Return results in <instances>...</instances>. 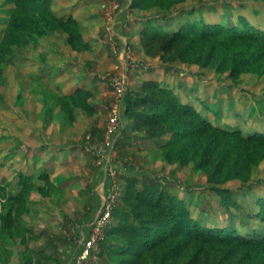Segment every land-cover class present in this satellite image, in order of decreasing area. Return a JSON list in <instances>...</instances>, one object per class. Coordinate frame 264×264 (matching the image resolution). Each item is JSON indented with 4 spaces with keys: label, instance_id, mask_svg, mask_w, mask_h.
<instances>
[{
    "label": "rangeland",
    "instance_id": "obj_1",
    "mask_svg": "<svg viewBox=\"0 0 264 264\" xmlns=\"http://www.w3.org/2000/svg\"><path fill=\"white\" fill-rule=\"evenodd\" d=\"M132 1L54 0L57 15L77 20L79 35L72 42L67 31L56 29L15 47L6 58L0 70V264H56L42 230L67 234L73 244L81 243L76 229L91 223L85 222L90 196L95 192L100 197V207L93 211L96 215L110 193L117 203L127 185L124 174H159L178 184L175 194L193 196L195 202L203 199V225L232 224L245 235L264 236V205H260L264 202V162L253 166L247 185L239 179L223 183L232 190L236 203L222 207V196L213 190L215 182L206 169L167 153L165 145L171 135L150 138L146 130H134L133 144L119 154L111 151L114 136L109 129L115 126L112 117L117 104L121 108V85L136 91L150 76L168 84L183 102L191 103L214 124L245 134L264 131V76L244 72L235 79L229 71L210 66L164 63L145 53L139 34L142 24L135 21L166 13L175 16L187 8L204 6L211 20L234 24L243 17L264 29V0H185L170 10L151 5L149 0L131 9ZM13 8V0H0V39ZM184 18L193 17L186 14ZM170 25L176 23L168 21ZM77 85L92 93L90 101L99 109L79 106L72 119L56 104V97ZM124 123L130 127L132 120L124 119ZM95 125L107 130L102 141H91ZM119 132L115 131L116 136ZM81 144H94L99 156L73 149ZM100 166L103 179L95 184ZM20 172L33 174L28 185L20 184ZM45 172L47 180L39 177ZM90 185L94 188L89 192ZM18 195L22 202L15 199ZM200 207L191 205L197 216ZM10 211L12 226L2 231L3 215ZM45 247L46 255L39 252ZM99 251L91 254L87 264L100 260Z\"/></svg>",
    "mask_w": 264,
    "mask_h": 264
},
{
    "label": "trees",
    "instance_id": "obj_2",
    "mask_svg": "<svg viewBox=\"0 0 264 264\" xmlns=\"http://www.w3.org/2000/svg\"><path fill=\"white\" fill-rule=\"evenodd\" d=\"M13 1L14 8L0 39V70L15 47L26 46L56 29L67 31L72 42L79 35L77 20L72 16L57 15L53 10L54 0ZM143 1L148 0H133L130 8L140 6ZM182 1L185 0L148 2L170 10L174 5L179 8ZM186 14L193 18L186 20ZM167 15L135 20L142 24L140 43L150 57H159L164 63L186 61L210 66L219 72L229 71L235 79L244 72L264 76L263 28L243 17L234 24L222 19L211 20L205 14L204 6L187 8L175 16ZM168 21L176 25L168 27ZM115 46L111 44L113 49ZM141 64L144 70H148ZM91 95L89 90L77 85L73 91L58 95L56 104L74 119L75 109L79 106L94 111L99 109L98 105L91 103ZM124 119L132 120L130 127L125 126ZM212 121L191 103L183 102L168 84L148 76L140 89L128 90L123 97L117 128L120 134H112L111 151L119 154L126 151L133 144L131 132L134 130H146L150 138L171 135L165 145L167 153L174 155L177 161L193 162L196 168L206 169L210 181L215 182L213 190L222 196L221 206L235 205L232 190L223 183L228 179H239L244 186L247 185L253 166L264 162V131L245 134ZM106 131L95 125L91 130V141L96 138L102 141ZM97 148L94 144H81L73 149H83L97 157ZM103 174L100 166L95 184L102 181ZM39 177L47 180L49 174L45 172ZM32 178L31 173L19 174L20 184L28 185ZM122 178L127 185L113 208L107 237L99 244L100 260L92 264H264V236L245 235L232 224L225 227L210 223L203 225L201 217L206 215L203 199L198 198L195 202L193 196L188 199L175 194L176 182L150 172L124 174ZM93 188L94 185H90L89 192ZM184 189L194 193L190 187ZM19 198L22 202L19 195L15 197ZM90 199L92 204L85 222L95 219L93 211L101 203L95 192ZM194 204L201 206L198 216L191 208ZM260 205H264L262 200ZM2 219V231L11 228L12 212L4 214ZM90 232L91 223L84 229H76L80 239L88 238ZM42 233L56 264L60 263L63 248L77 245V258L80 256L82 243L73 244V238L67 234L49 230H42ZM39 252L46 255V247Z\"/></svg>",
    "mask_w": 264,
    "mask_h": 264
},
{
    "label": "built area",
    "instance_id": "obj_3",
    "mask_svg": "<svg viewBox=\"0 0 264 264\" xmlns=\"http://www.w3.org/2000/svg\"><path fill=\"white\" fill-rule=\"evenodd\" d=\"M121 86L122 88L119 90V92L123 93L122 97H124L125 93L127 92V88L124 87V84ZM120 109L118 108V104H117V108L114 109L113 117H112L113 125L115 126L109 128L111 135L117 130V128L120 125L119 123ZM108 144L110 145V141L107 144H105V146H107ZM115 205H116V196L110 193L105 199L100 213H98L95 219L91 222L90 236L88 238L83 237L80 241L83 244V250L80 256L78 257V261H77L78 264H87L89 258L91 257L92 252L94 251L97 252V250H99L100 242L106 238L107 227L111 221L112 211Z\"/></svg>",
    "mask_w": 264,
    "mask_h": 264
},
{
    "label": "crops",
    "instance_id": "obj_4",
    "mask_svg": "<svg viewBox=\"0 0 264 264\" xmlns=\"http://www.w3.org/2000/svg\"><path fill=\"white\" fill-rule=\"evenodd\" d=\"M78 251L79 249L77 245H73L69 249H65L59 264H77Z\"/></svg>",
    "mask_w": 264,
    "mask_h": 264
}]
</instances>
